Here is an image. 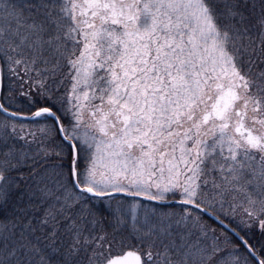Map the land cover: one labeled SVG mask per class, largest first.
<instances>
[{
  "label": "snow or ice",
  "instance_id": "1",
  "mask_svg": "<svg viewBox=\"0 0 264 264\" xmlns=\"http://www.w3.org/2000/svg\"><path fill=\"white\" fill-rule=\"evenodd\" d=\"M0 264H264V0H0Z\"/></svg>",
  "mask_w": 264,
  "mask_h": 264
}]
</instances>
